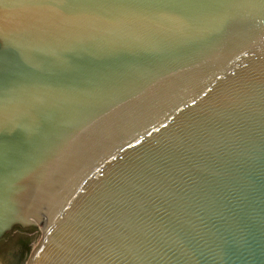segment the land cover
Listing matches in <instances>:
<instances>
[{
  "label": "water",
  "instance_id": "obj_1",
  "mask_svg": "<svg viewBox=\"0 0 264 264\" xmlns=\"http://www.w3.org/2000/svg\"><path fill=\"white\" fill-rule=\"evenodd\" d=\"M15 227L25 264H264V0H0Z\"/></svg>",
  "mask_w": 264,
  "mask_h": 264
},
{
  "label": "rangeland",
  "instance_id": "obj_2",
  "mask_svg": "<svg viewBox=\"0 0 264 264\" xmlns=\"http://www.w3.org/2000/svg\"><path fill=\"white\" fill-rule=\"evenodd\" d=\"M16 237L18 239H16ZM38 239L39 230L36 228H31L27 231H20L18 228H13L9 233L0 239V256L2 257L4 255L2 253L4 248L19 252L23 250V244H25L28 247V250L26 249L23 259H27L30 251L36 245Z\"/></svg>",
  "mask_w": 264,
  "mask_h": 264
},
{
  "label": "flooded vegetation",
  "instance_id": "obj_3",
  "mask_svg": "<svg viewBox=\"0 0 264 264\" xmlns=\"http://www.w3.org/2000/svg\"><path fill=\"white\" fill-rule=\"evenodd\" d=\"M15 228L16 229L18 228V230L20 231H27L28 229H31V228H19V227H15ZM16 239L18 238L16 237ZM23 245H24L23 250L19 252H15L14 250H7L6 248H4L2 250L3 251L2 253L4 255L2 257L0 256V262L2 264H25V261L27 259H23V257L24 254L26 253V249L28 250V247L25 244Z\"/></svg>",
  "mask_w": 264,
  "mask_h": 264
}]
</instances>
